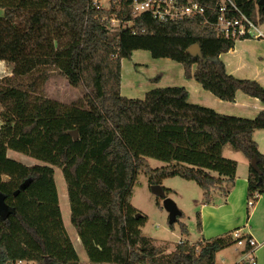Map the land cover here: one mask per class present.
Wrapping results in <instances>:
<instances>
[{"label":"trees","instance_id":"16d2710c","mask_svg":"<svg viewBox=\"0 0 264 264\" xmlns=\"http://www.w3.org/2000/svg\"><path fill=\"white\" fill-rule=\"evenodd\" d=\"M235 2L264 23L262 0ZM0 8V60L12 65L11 74L0 75V191L9 206L0 211V264H218L217 253L233 244L230 235L181 241L167 253L166 245L143 234L146 217H136L133 186L141 171L152 185L179 176L197 182L211 203L236 179L237 161L223 154L229 146L250 162L249 196L264 194V154L253 136L264 130V111L255 118L222 114L191 103L183 86L156 87L143 99L123 96L122 60L147 50L182 64L186 77L221 100L233 102L242 91L264 102V86L228 73L220 58L236 40L200 17L134 15L131 0L108 8L89 0H0ZM194 45L198 50L191 52ZM55 71L84 87L80 102L49 96ZM9 150L50 166L27 165ZM149 158L166 164L153 168ZM55 166L88 263L65 227ZM182 233L188 234L185 224Z\"/></svg>","mask_w":264,"mask_h":264},{"label":"crops","instance_id":"0c3cea01","mask_svg":"<svg viewBox=\"0 0 264 264\" xmlns=\"http://www.w3.org/2000/svg\"><path fill=\"white\" fill-rule=\"evenodd\" d=\"M137 51L135 50L131 57L133 62L131 70L135 71V76L133 77L135 80L130 78L128 84H132L127 86V91L130 95L135 96L126 95L129 98H137L138 95L144 97L150 88L183 86L188 90L191 103L212 108L222 114L255 118L260 112L264 111L263 101L242 91L237 92L236 100L233 102L221 100L210 91L204 89L194 78L186 77L182 64L181 75L178 78L179 84L175 82L176 78L174 76H169L165 71H162L157 80H154L151 76L147 77L146 83L143 84L147 85V88L143 90L142 94H139L141 91L139 89L143 87L139 72L144 69V64L134 61V54ZM220 58L225 63L228 73L242 79H254L264 86V41L253 38L238 39L234 47L228 52L221 54ZM124 60H122V67L124 66ZM173 61L170 58H154L151 63L158 69H167L174 66V63H171ZM137 65L138 67H136ZM123 79L122 75L121 94H124ZM253 136L258 143L260 152L264 154V130H256ZM224 150L223 154L226 157L237 161L236 179L226 195L216 194L211 203H206L202 197L199 206L200 212L198 213V238L189 242L193 244L198 240L230 235L233 244L217 253L216 260L218 264H241L242 261H250L251 258H255L256 264H264V194L258 192L253 197L249 196V160L232 149L224 148ZM250 201H253L254 204L250 205ZM234 232H238L244 239L254 238L258 243L255 252L250 251L251 248L248 244L239 245L237 243L238 239L233 236ZM71 240L81 261L88 263V257L83 259L80 255L81 248L84 246L79 235L76 239L71 238ZM181 241L185 240L181 239ZM165 245L167 246V253L173 252L176 248V244Z\"/></svg>","mask_w":264,"mask_h":264},{"label":"rangeland","instance_id":"374dc122","mask_svg":"<svg viewBox=\"0 0 264 264\" xmlns=\"http://www.w3.org/2000/svg\"><path fill=\"white\" fill-rule=\"evenodd\" d=\"M105 3H107L106 0ZM1 14H3V10L0 8V15ZM262 28L264 30V26ZM133 59L134 61L144 64V69L139 72L140 81L142 85L146 83L147 77L151 76L154 80H156V78L162 71H165L166 74L169 76H174L176 78V83L179 82L178 78L181 75L182 70V65L180 63L172 60L173 62L171 63H174L173 67H168L167 69H158L153 63H151L154 57L147 50H138L137 52H135ZM123 63L124 66L122 67V75L124 78V94L122 95L126 96L128 94L130 95V93L127 91V86L129 84H132H128V80H130V78L132 80H135L133 78L135 76V71L131 70V68L133 67V62L131 61V58H125ZM136 67H138V65ZM11 72L12 66L6 62H3L2 64L1 61L0 75H9L11 74ZM154 80L149 81L153 82ZM145 88H147V85H143L142 89H139L141 90L140 93H138L142 94ZM46 89L52 99L67 104L80 102L84 98L85 93L83 86L74 87L70 85L68 80L57 71L52 73V76L50 77L47 83ZM137 98L143 99L145 98V96L140 97L138 95ZM225 149L231 150V147L225 146ZM236 153H238L242 157H245L242 152ZM8 156L18 161H21L27 165L44 164L50 166L49 163H45L41 160H38L36 158L30 157L14 150H9ZM149 161L153 168L162 167L166 164L162 160L155 158H149ZM54 168L64 224L69 231L70 237L76 239L78 237V233L70 220L71 209L65 178L59 167L55 166ZM161 185L170 189V191L166 192V196L170 197L177 203L178 207L183 212V214L178 217V220L173 225H170L169 212L163 205L164 198L153 191L149 176L146 172L141 171L138 174L137 180L135 181L133 186L131 204L138 210L137 213L146 217V222L141 226L143 234L154 238L155 242L160 245L177 244L178 242H180L181 239L185 240V242L194 241L198 238V213L200 212L199 206L203 197L202 188L197 184V182L193 180H186L179 176L164 178L162 180ZM183 224L187 226L188 234L182 233ZM80 255L83 257V259H87L84 247L81 248Z\"/></svg>","mask_w":264,"mask_h":264},{"label":"built area","instance_id":"2783aa9c","mask_svg":"<svg viewBox=\"0 0 264 264\" xmlns=\"http://www.w3.org/2000/svg\"><path fill=\"white\" fill-rule=\"evenodd\" d=\"M89 0L93 7L108 8L113 1L121 0ZM134 15L148 13L158 20H177L186 17H200L204 24L213 27L219 35L235 40L243 37L264 40V23L250 18L237 5L235 0H131ZM109 20L119 23L114 16ZM1 62V60H0ZM253 205V201L249 202ZM233 236L239 245L248 244L251 252H255L258 243L254 238H243L238 232ZM256 264L255 258L249 261ZM12 264H35L33 261L19 259Z\"/></svg>","mask_w":264,"mask_h":264},{"label":"water","instance_id":"95a60500","mask_svg":"<svg viewBox=\"0 0 264 264\" xmlns=\"http://www.w3.org/2000/svg\"><path fill=\"white\" fill-rule=\"evenodd\" d=\"M262 3L264 4V0H262ZM189 50L191 52H195L198 50V46L194 45L190 47ZM71 133L74 135L75 138L78 137L77 130H74ZM254 162L255 160H252V163ZM152 189L156 194L164 198L163 205L166 208V210L169 212V223L170 225H173L178 220V217L183 214V212L180 210L177 203L173 199L166 196V192L162 185L160 184L152 185ZM18 193H19V190L15 192V195H17ZM8 209H9V206L6 203V196L3 192L0 191V211H7ZM140 216L142 215L137 213L136 217L139 218Z\"/></svg>","mask_w":264,"mask_h":264}]
</instances>
